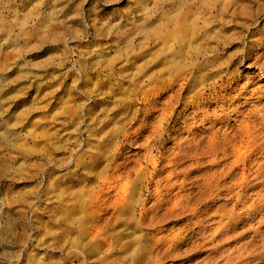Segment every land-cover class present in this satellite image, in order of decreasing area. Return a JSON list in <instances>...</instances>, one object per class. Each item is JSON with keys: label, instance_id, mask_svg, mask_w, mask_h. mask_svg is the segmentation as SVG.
<instances>
[{"label": "rangeland", "instance_id": "374dc122", "mask_svg": "<svg viewBox=\"0 0 264 264\" xmlns=\"http://www.w3.org/2000/svg\"><path fill=\"white\" fill-rule=\"evenodd\" d=\"M263 5L0 0V233L8 230L0 237V264H226L228 258L235 264L254 234L241 232L251 226L264 232V201L255 193L262 189L247 192L249 208L235 206L242 170L222 172L233 158L190 156L193 138L210 146L208 136L221 125L184 107L182 98L194 94L186 89L190 71L178 77L176 64L192 62L190 47L208 46L194 34L205 21L213 24L211 35L231 41L221 56H235L246 43L250 14ZM180 49L185 55L177 59ZM232 68L241 82L264 84L252 63ZM201 91L206 98L210 86ZM178 92L181 101L166 104ZM238 100L234 107L245 98ZM249 101V109L261 103ZM257 161L255 155L249 162L250 180ZM216 176L227 187H212L194 213L151 224L167 212L166 201L198 196L203 179ZM254 200L263 206L256 213ZM251 264H264V252Z\"/></svg>", "mask_w": 264, "mask_h": 264}, {"label": "bare ground", "instance_id": "6f19581e", "mask_svg": "<svg viewBox=\"0 0 264 264\" xmlns=\"http://www.w3.org/2000/svg\"><path fill=\"white\" fill-rule=\"evenodd\" d=\"M227 5L229 6V3L225 6L227 7ZM263 16L264 5L259 6L258 9L250 14L249 22L251 23V28L243 37L246 43L244 42L243 48L237 51L238 53L235 56L228 59H224L222 57L223 55L221 56L222 53L219 52V49L223 43L224 45L231 43L230 39L226 38L220 40L218 35H211L213 33V24L205 21V26L194 30V34H196V31L199 32L200 38H202L201 40L208 46H203V43H199L197 46L190 47L188 54L190 53L192 62L187 66L181 63L176 64L178 77H182L185 71H190L188 73L190 76L186 79V89L188 90L187 92L194 94L191 98H186V100L182 98L185 103L184 107L193 106L194 109H200L204 117L203 121L213 118L214 121H212V123L214 127L217 123L221 125L208 136L209 142L212 144L210 146L202 148L200 146V141L198 142V139L193 138V141L196 143V150L193 151L190 156L193 155L200 158L204 154L213 153L222 155L223 159L232 157L233 161L231 167L227 171L222 170V172H227V175H231L234 174L235 169L241 168L242 172H239V176H235V179L239 182L238 186L240 187V190L234 195L235 206L242 205L247 208L250 207L246 206L247 199L249 198L247 192L253 188L260 187L262 189L255 192L258 195L256 200L264 201V194L261 195V191H264V84L261 85L258 82L254 83L250 78L245 82H241L239 79V69L232 67L234 65L252 63V66L259 70L262 77L261 80H264ZM261 24H263V26L259 28ZM253 25H258V27H253ZM209 26H211L210 30L207 28ZM212 40H215V43ZM173 53L177 59L185 55L182 49L176 50ZM174 67L175 66H171V68ZM228 74L230 78H228ZM215 78H217V80H215L214 83H208ZM208 85L210 86L211 93L205 98L201 89H208ZM252 85L254 86L253 88H251ZM105 86L106 85H99V88H104ZM116 86L117 84L113 82L110 87L111 95H115L114 92L117 91ZM218 87H221L222 90H218ZM223 91L226 93L223 94ZM104 93L108 94L107 92ZM178 93L179 94H175V96L168 98L169 101H167L166 104H170L172 102L170 100L173 99L181 101V93ZM193 96L194 98H192ZM242 96L245 98V101L234 107L233 105L235 102L239 101L238 99H241ZM251 98H257L261 103L249 109L247 106L251 104L249 101ZM203 104L204 106L216 104V108L204 110V108H202ZM218 110H222L221 114L218 113ZM226 111H233L234 118L233 115L226 113ZM195 115L196 117L199 116L197 113ZM231 121H234V124L231 125ZM229 150L232 152L229 153ZM255 155L257 158H260V161L254 162V165H257V169L250 180V167L252 164L249 162L253 160ZM197 164L199 165L200 162H197ZM155 165L157 164L155 163ZM222 179L223 177L217 176L213 181L204 178L198 196L191 198L183 195L175 202L171 200L166 201V203H168L167 212L161 214V216H153L150 220L151 224L154 222L156 224H162L168 216H180L186 211L194 213L197 206L206 198L205 195L211 191L212 187L216 188L218 191L227 187V185L221 183ZM185 182L186 178L181 181V184L183 185ZM253 182L254 184L252 185ZM177 183L178 182L171 184L170 187H175ZM256 200L251 203V207L254 208L253 210L255 213L261 211V208H263V206L255 204ZM163 202L164 198L163 195H161L157 199V206H160ZM86 223V217L82 215L81 224H83V235L85 236L88 235ZM250 231H254V234L250 240L243 244L237 261H234L235 264H251L253 259H256L259 254L264 252V232L260 227L253 229V226H251L249 229L242 231L241 235H245ZM7 232L8 230H6V233ZM6 233L4 235V233L1 232L0 237H4L5 239V236H7ZM256 237H260V244L257 243L258 240L255 239ZM226 264H233V260L228 258Z\"/></svg>", "mask_w": 264, "mask_h": 264}]
</instances>
